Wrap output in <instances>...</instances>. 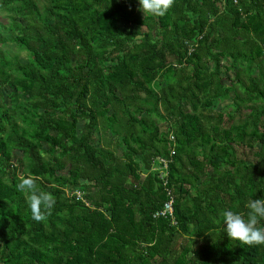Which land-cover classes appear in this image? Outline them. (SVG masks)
<instances>
[{
	"label": "trees",
	"instance_id": "obj_1",
	"mask_svg": "<svg viewBox=\"0 0 264 264\" xmlns=\"http://www.w3.org/2000/svg\"><path fill=\"white\" fill-rule=\"evenodd\" d=\"M138 3L0 0V264H264L223 230L264 197V0Z\"/></svg>",
	"mask_w": 264,
	"mask_h": 264
},
{
	"label": "clouds",
	"instance_id": "obj_2",
	"mask_svg": "<svg viewBox=\"0 0 264 264\" xmlns=\"http://www.w3.org/2000/svg\"><path fill=\"white\" fill-rule=\"evenodd\" d=\"M174 0H139L138 8L144 15L163 16L172 7ZM18 190L28 193V206L32 218L42 221L51 214L55 200L51 194L40 190L32 177L24 178ZM247 216L226 209L223 211V230L232 240L247 245H264V226L258 221L264 219V197L249 199L246 202Z\"/></svg>",
	"mask_w": 264,
	"mask_h": 264
},
{
	"label": "rangeland",
	"instance_id": "obj_3",
	"mask_svg": "<svg viewBox=\"0 0 264 264\" xmlns=\"http://www.w3.org/2000/svg\"><path fill=\"white\" fill-rule=\"evenodd\" d=\"M45 0H39V3L42 4L44 3ZM8 24V18L6 17V13H3L2 11H0V33H3V31H5L3 28H2V25H7ZM0 49L4 50L8 56H13L15 54H19V57H21L22 60H25L26 59V55L23 51H20L19 48L16 46V44L12 43V42H6V43H3V42H0ZM233 96V93L230 95L229 98H222V99H219L216 103V110H225L227 112H230L232 114H238L239 113L242 115L244 114L246 111L245 109L241 108V107H238L236 104L234 105L232 103V97ZM237 115V116H238ZM160 127L161 129L164 131L167 129L166 125L164 122L160 123ZM99 135L101 134L99 131L97 132ZM112 145L114 146V143L111 144V147ZM116 153L121 155V147H116ZM16 154L20 157L21 154L19 151L16 152ZM243 154V153H242ZM247 154V153H245ZM244 155V154H243ZM250 157H252L251 155H248ZM159 166V163L158 162H155L153 164V167L156 169V167ZM77 193H79V195H82L83 192L81 191H78L77 190ZM180 240H182V238H180ZM179 240V241H180ZM178 243H181V242H178ZM178 243H177V247H178ZM194 244H196V242H193Z\"/></svg>",
	"mask_w": 264,
	"mask_h": 264
},
{
	"label": "built area",
	"instance_id": "obj_4",
	"mask_svg": "<svg viewBox=\"0 0 264 264\" xmlns=\"http://www.w3.org/2000/svg\"><path fill=\"white\" fill-rule=\"evenodd\" d=\"M234 3H238L239 0H233ZM223 3H225V0H223ZM158 163L159 166L156 167V169L161 170V175L163 178H165L166 175V168L168 166V159L166 158H162L159 157L158 158ZM167 182V181H165ZM170 198L168 199V201L165 202L163 209L161 210V212L156 213V215H172L173 214V195L170 193V191H168ZM79 194V193H78Z\"/></svg>",
	"mask_w": 264,
	"mask_h": 264
}]
</instances>
